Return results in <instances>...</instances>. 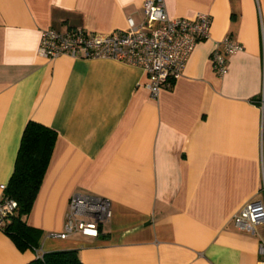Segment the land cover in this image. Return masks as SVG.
Masks as SVG:
<instances>
[{"label": "crops", "instance_id": "0c3cea01", "mask_svg": "<svg viewBox=\"0 0 264 264\" xmlns=\"http://www.w3.org/2000/svg\"><path fill=\"white\" fill-rule=\"evenodd\" d=\"M144 0H0V184L25 124L57 136L30 212L39 253L75 249L83 264H257L264 224L233 215L264 201V0H164L169 17L211 16L181 76L153 99L137 66L38 54L40 30L106 34L144 22ZM229 37L241 51L219 76L210 55ZM110 202L97 237L63 231L69 198ZM1 199V190H0ZM0 229V264H26Z\"/></svg>", "mask_w": 264, "mask_h": 264}, {"label": "built area", "instance_id": "2783aa9c", "mask_svg": "<svg viewBox=\"0 0 264 264\" xmlns=\"http://www.w3.org/2000/svg\"><path fill=\"white\" fill-rule=\"evenodd\" d=\"M144 22L135 24L127 19L125 29L101 34L83 27L66 31L55 28L40 30L38 54L43 58L69 55L75 58L112 59L140 67L146 75V88L156 99L163 88L173 85L181 74L195 43L209 37L212 18L207 13H197L193 19L171 18L165 10L164 0H144ZM243 49L242 44L224 37L217 41L210 61L221 76L227 70L226 56ZM6 184H0V229L17 209L14 199L6 196ZM110 202L106 198L76 192L68 202L63 231L57 235L66 238L78 232L97 237L101 222L111 218ZM241 231L251 234L264 224V201L246 202L232 218ZM36 257H40L36 249ZM257 264H264V240L260 239Z\"/></svg>", "mask_w": 264, "mask_h": 264}, {"label": "trees", "instance_id": "16d2710c", "mask_svg": "<svg viewBox=\"0 0 264 264\" xmlns=\"http://www.w3.org/2000/svg\"><path fill=\"white\" fill-rule=\"evenodd\" d=\"M56 132L29 120L21 135L13 172L4 194L17 203V209L1 230L21 252L38 249L41 230L29 226L24 217L30 212L54 147ZM26 264H83L75 249L44 252Z\"/></svg>", "mask_w": 264, "mask_h": 264}]
</instances>
